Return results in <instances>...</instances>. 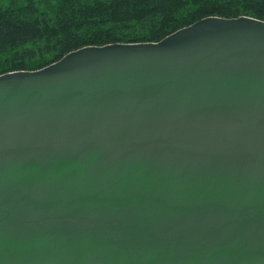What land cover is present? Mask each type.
I'll return each instance as SVG.
<instances>
[{
	"label": "water",
	"instance_id": "95a60500",
	"mask_svg": "<svg viewBox=\"0 0 264 264\" xmlns=\"http://www.w3.org/2000/svg\"><path fill=\"white\" fill-rule=\"evenodd\" d=\"M0 264H264V21L1 74Z\"/></svg>",
	"mask_w": 264,
	"mask_h": 264
},
{
	"label": "trees",
	"instance_id": "16d2710c",
	"mask_svg": "<svg viewBox=\"0 0 264 264\" xmlns=\"http://www.w3.org/2000/svg\"><path fill=\"white\" fill-rule=\"evenodd\" d=\"M211 16L264 21V0H0V75L86 46L159 42Z\"/></svg>",
	"mask_w": 264,
	"mask_h": 264
}]
</instances>
